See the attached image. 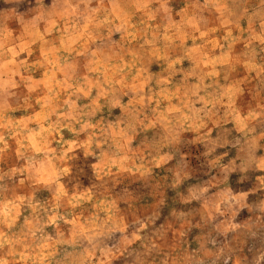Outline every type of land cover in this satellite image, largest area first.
<instances>
[{
	"label": "rangeland",
	"instance_id": "obj_1",
	"mask_svg": "<svg viewBox=\"0 0 264 264\" xmlns=\"http://www.w3.org/2000/svg\"><path fill=\"white\" fill-rule=\"evenodd\" d=\"M191 2L0 0V264H264L251 145L215 128L198 64L170 78L148 58L186 25L170 6ZM242 3L205 6L239 23ZM227 53L242 76L259 50ZM248 81L247 136L264 130V74Z\"/></svg>",
	"mask_w": 264,
	"mask_h": 264
},
{
	"label": "crops",
	"instance_id": "obj_2",
	"mask_svg": "<svg viewBox=\"0 0 264 264\" xmlns=\"http://www.w3.org/2000/svg\"><path fill=\"white\" fill-rule=\"evenodd\" d=\"M191 2L196 4L197 0ZM210 2L222 3L223 0H209ZM207 0H203L204 6H170L168 13L172 15L186 16V25L178 30L168 41L158 42V48L148 50V58L157 63H162L167 70L164 74L170 75V78L188 77L186 67H200V74L195 79V84L210 82V86L205 87V91H198V95H210V110H222L224 112L216 129L229 128L237 137L241 135L242 144H250L252 149L243 151L246 157L253 159L256 170H264V130L257 133H251L247 136L246 132L253 126L242 109L238 106L240 94L248 93L247 85L250 84L248 79L260 78L264 74V0H243L240 6V14L246 17V21L236 23L232 21L235 9L231 10L229 5L222 7H206ZM140 8L132 11L134 14L140 13ZM144 12V11H143ZM150 14L151 10L144 13ZM217 14L214 22L205 21V13ZM190 15V17L188 16ZM242 18V19H243ZM212 26L211 32L207 34L206 26ZM214 30V31H213ZM204 34L207 37H204ZM159 36V34H158ZM239 39L245 43L248 48L259 50L258 54L249 55L242 63L243 75H236V59L233 53L224 54V49L235 46ZM157 46V45H155ZM162 50V56L156 55V50ZM188 65V66H187ZM190 65V66H189ZM244 78V80L240 79ZM247 79V80H245ZM208 88V89H207ZM210 89V90H209ZM260 93V91H255ZM222 95L220 100L218 96ZM201 97V96H200ZM221 104V105H220ZM251 109V108H249ZM239 110L237 114L232 111ZM229 120H222L229 116ZM241 114V115H240ZM219 115V114H218ZM243 115V116H242ZM215 117H218L217 115ZM215 130V129H214ZM241 145L239 148L242 149ZM244 150V149H243ZM228 172L232 173L231 168L225 167Z\"/></svg>",
	"mask_w": 264,
	"mask_h": 264
}]
</instances>
